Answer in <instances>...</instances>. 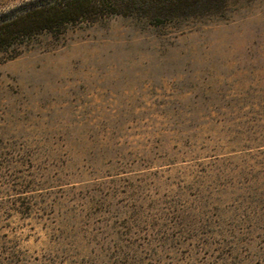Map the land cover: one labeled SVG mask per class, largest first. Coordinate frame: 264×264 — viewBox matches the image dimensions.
I'll list each match as a JSON object with an SVG mask.
<instances>
[{"label":"rangeland","instance_id":"1","mask_svg":"<svg viewBox=\"0 0 264 264\" xmlns=\"http://www.w3.org/2000/svg\"><path fill=\"white\" fill-rule=\"evenodd\" d=\"M171 1L0 53V264H264V0Z\"/></svg>","mask_w":264,"mask_h":264},{"label":"trees","instance_id":"2","mask_svg":"<svg viewBox=\"0 0 264 264\" xmlns=\"http://www.w3.org/2000/svg\"><path fill=\"white\" fill-rule=\"evenodd\" d=\"M193 0H173L175 11L187 9ZM118 0H55L0 21V53L22 45L41 33H54L65 26L89 21ZM193 4V3H192ZM190 4V5H192ZM173 10L169 8L171 13ZM160 14V13H158Z\"/></svg>","mask_w":264,"mask_h":264}]
</instances>
